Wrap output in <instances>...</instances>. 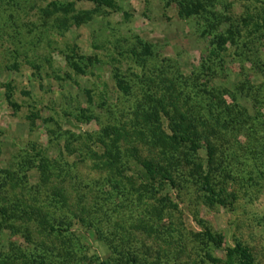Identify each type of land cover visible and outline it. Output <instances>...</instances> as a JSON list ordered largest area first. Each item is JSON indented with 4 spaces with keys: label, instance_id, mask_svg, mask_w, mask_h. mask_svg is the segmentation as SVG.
Here are the masks:
<instances>
[{
    "label": "rangeland",
    "instance_id": "obj_1",
    "mask_svg": "<svg viewBox=\"0 0 264 264\" xmlns=\"http://www.w3.org/2000/svg\"><path fill=\"white\" fill-rule=\"evenodd\" d=\"M68 1L71 0H0V207L9 209L10 201L19 194H25L31 203L28 191L39 180L35 163L40 157L52 160L59 168H70L69 174L76 175L82 186L86 183L92 187L103 176L88 153V148L95 153L101 149L90 143L85 134L114 123L119 110L123 116L129 111L128 103L123 102L126 96L115 87L114 68L139 94L142 88L134 82L131 72L139 75L144 70L155 75L159 66L168 65V73L177 70L187 75L206 48V39L197 30L199 18L180 17L175 0H112L115 9L74 2L73 13H91L90 20L77 25L69 18L72 12L63 13L51 6ZM260 3L264 0H225L222 4H229V11L238 15L243 4L255 7ZM223 5L217 4L216 9L221 11ZM246 37V41L244 38L228 47L217 83L232 87L244 77L251 83L261 81L251 67L254 56H239L240 48L235 46H255L264 52V40ZM141 46H149L151 51L144 68L125 53L131 48L138 53ZM163 58L166 62L160 61ZM72 61L81 73L71 67ZM237 101L251 112L245 97L239 95ZM83 114L92 117L85 120ZM198 154L204 157V150L201 148ZM59 168L52 173L53 184L62 186L72 202V179L67 174L62 179L56 176ZM257 182L250 186L249 181L228 180L226 192L235 193L231 207L199 204L196 218L195 207L185 198L169 218L154 222L160 237L135 227L146 210V201H119L117 204L121 205L115 209L108 204L113 211L109 221H102L100 226H107L112 235L114 231L120 233L138 249H148L151 255L147 260L152 264H217L205 259L203 253L207 250L212 257L222 258V249L193 237V233L202 230L197 224L200 219L211 232L221 236L222 246L241 241L251 252L252 264H264V179ZM122 184L128 187L127 183ZM49 187L48 183L44 188ZM82 188L83 204L89 205L94 186L90 190ZM132 196L129 195L130 200ZM27 228L31 240H36L39 236L31 222H27ZM76 235L86 247L87 256L103 259L109 254L90 229L81 228ZM31 246L21 236L20 223L4 221L0 214V264H19L16 257L21 252L28 253Z\"/></svg>",
    "mask_w": 264,
    "mask_h": 264
},
{
    "label": "trees",
    "instance_id": "obj_2",
    "mask_svg": "<svg viewBox=\"0 0 264 264\" xmlns=\"http://www.w3.org/2000/svg\"><path fill=\"white\" fill-rule=\"evenodd\" d=\"M80 1L116 8L112 0H71L51 6L71 13L74 2ZM224 1L175 0L180 17L199 18L197 30L206 39L205 51L189 74L182 75L177 70L170 74L165 71L168 65L159 66L155 75L144 70L139 75L131 72L134 82L142 88L136 94L125 76L114 68L115 87L126 96L123 102L128 103L130 112L123 116L119 110L114 123L101 126L96 133L85 134L90 143L101 149L95 153L88 148L95 159L93 166L103 175L92 187L86 183L82 186L76 175L69 174L68 167L59 168L43 157L36 160L40 174L38 182L31 189L28 187L31 203L25 194H19L10 201L9 209L0 207L3 220L18 221L21 236L32 245L28 253L21 252L16 257L19 264H152L147 260L151 255L148 249H138L120 233L114 231L112 235L107 226H100L102 221H109V213L121 205L117 204L119 201L132 204L146 201V210L135 227L147 235L160 237L154 222L169 218L185 198L195 207V217L199 204L231 207L235 193L226 192L228 180L249 181L251 186L264 179V52L255 46H235L240 48L239 56L245 59L250 58L248 54L254 56L251 67L260 82L251 83L247 77L232 87L216 82L228 47L244 38L246 41L248 35L264 40V3L255 7L243 4L241 13L233 15L229 4H222ZM217 4L223 5L221 11L216 9ZM69 18L77 25L90 20L91 13L72 12ZM224 24L226 27L222 28ZM125 53L141 68L151 55L149 46H141L138 53L134 48ZM160 61L166 62L165 58ZM71 67L78 73L82 71L74 61ZM239 95L249 101L251 112L237 101ZM5 98L9 99L8 93ZM105 111L112 114L111 109ZM83 115L85 120L92 117ZM201 148L204 157L198 154ZM56 167L59 168L56 176L63 178L67 174L72 179L75 190L72 202L66 198L62 186L53 184L51 177H55L52 173ZM48 183L50 187L44 188ZM93 186V200L85 205L82 187L90 190ZM129 195L135 196L133 200ZM27 222L37 231L36 240H31ZM197 224L202 230L193 233V237L223 251L222 258H216L205 250V259L217 264H252L251 252L241 241L222 246L220 235L211 232L200 219ZM81 228L90 229L107 247L109 254L105 258L87 256L86 247L76 235ZM154 253L157 255L158 251Z\"/></svg>",
    "mask_w": 264,
    "mask_h": 264
}]
</instances>
